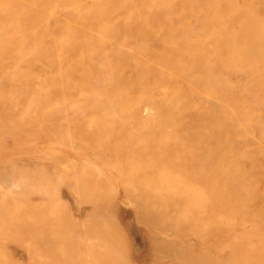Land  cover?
I'll return each mask as SVG.
<instances>
[{"label": "rangeland", "instance_id": "1", "mask_svg": "<svg viewBox=\"0 0 264 264\" xmlns=\"http://www.w3.org/2000/svg\"><path fill=\"white\" fill-rule=\"evenodd\" d=\"M217 262L264 264V0H0V264Z\"/></svg>", "mask_w": 264, "mask_h": 264}, {"label": "bare ground", "instance_id": "2", "mask_svg": "<svg viewBox=\"0 0 264 264\" xmlns=\"http://www.w3.org/2000/svg\"><path fill=\"white\" fill-rule=\"evenodd\" d=\"M41 167H42V166H41ZM41 167H40V169H41ZM36 168H37V167H36ZM40 169H38V170H40ZM42 169H43V168H42ZM41 171H42V170H41ZM41 171H40V172H41ZM40 172H39V173H40ZM42 172H43V171H42ZM41 174H42V173H41ZM41 174H40V175H41ZM45 177H46V175H45ZM68 184H69V183H68ZM28 186H29V185H28ZM68 187H69V186H68ZM130 187H131V186H130ZM30 188H31V187H30ZM132 188H133V187H132ZM27 189H28V188H27ZM39 189H41V188H39ZM33 190H34V189H33ZM47 190H48V189H47ZM52 190H53V188H52ZM141 190H142V189H141ZM26 191H27V190H26ZM72 191H73V190H72ZM44 192H47V191H44ZM55 192H56V191H55ZM130 192H131V191H130ZM73 193H74V192H73ZM41 194H43V192H42ZM74 194H75V193H74ZM78 194H80V193H78ZM100 194H101V193H100ZM130 194H132V193H130ZM48 195H49V196H52V194H51V195L48 194ZM76 195H77V194H76ZM94 195H95V194H94ZM96 195H97V194H96ZM96 195H95V196H96ZM132 195H133V194H132ZM134 195H135V194H134ZM136 195H137V194H136ZM140 195H141V194H140ZM140 195H139V196H140ZM148 195H150V194H148ZM40 196H42V195H40ZM43 196H44V195H43ZM77 196H78V195H77ZM100 196H101V195H99L98 198H100ZM103 196H105V195L103 194ZM106 197H107V196H106ZM153 197H154V196H153ZM103 198H105V197H103ZM107 199H108V198H107ZM141 199H142V198H141ZM102 200H103V199H102ZM104 200H106V198H105ZM144 200H145V199H144ZM79 201H80V200H79ZM85 201H87V200H85ZM88 201H89V200H88ZM145 201H146V200H145ZM157 201H158V200H156V202H157ZM80 202H81V201H80ZM89 202H90V201H89ZM95 203H96V202H95ZM52 204H54V203H52ZM76 204H77V203H76ZM163 204H167V203H163ZM163 204H162V205H163ZM169 204H170V203H169ZM92 205H93V204H92ZM130 205H131V204H130ZM147 205H149V204H147ZM157 205H158V204H157ZM144 206H145V205H144ZM144 206H142V207H144ZM155 206H156V205H155ZM163 206H165V205H163ZM45 207H46V206H45ZM45 207H44V208H45ZM90 207H91V206H90ZM156 207H157V206H156ZM173 207H174V206H173ZM175 207H176V206H175ZM103 208H104V206H103ZM164 208H165V207H164ZM92 209H93V208H91V210H92ZM97 209H98V208H97ZM158 209H159V208H158ZM161 209H163V208L161 207L160 210H161ZM172 209H173V208H172ZM103 210H104V209H103ZM99 211H100V210H99ZM148 211H149V209H148ZM155 211H156V210H155ZM95 212H96V211H95ZM100 212H101V211H100ZM142 212L145 213L144 210H143ZM168 212H170V211H168ZM102 213H103V212H102ZM91 214H92V212H91ZM155 214H156V213H155ZM155 214H154V215H155ZM92 215H94V214H92ZM101 215H102V214H101ZM103 215H104V214H103ZM103 215H102V216H103ZM158 215H159V214H158ZM169 215H170V213H169ZM30 216H31V215H30ZM88 216H89V215H88ZM88 216H87V218H88ZM102 216H101V217H102ZM155 216H156V215H155ZM28 217H29V216H28ZM94 217L96 218V216H94ZM87 218H86V220H87ZM158 218H160V217H158ZM172 218H174V217L172 216ZM88 219H89V218H88ZM91 219H92V217H91ZM163 219H164V218H163ZM212 219H213V218H212ZM212 219H211V220H212ZM103 220H104V219H103ZM156 220H157V219H155L154 221H156ZM158 221H159V220H158ZM188 222H189V221H188ZM158 223H159V222H158ZM162 223H163V222H162ZM171 224H172V223H171ZM171 224H169V225H171ZM83 225H84V224H83ZM88 225H89V224H88ZM167 225H168V224H167ZM193 225H194V224H193ZM195 225H196V224H195ZM89 226H90V225H89ZM110 226H112V225H110ZM174 226H175V225H174ZM181 226H182V225H181ZM112 227H113V226H112ZM163 227H164V226H163ZM182 227H184V226H182ZM159 228H160V227H159ZM159 228H158V229H159ZM168 228H170V227H168ZM165 229H167V227H166ZM162 230H163V229H162ZM162 230L159 231V232H162ZM169 230H170V229H169ZM109 232H111V231H109ZM171 232L173 233V231H171ZM222 232H223V231H222ZM215 233H217V232H215ZM223 233H224V232H223ZM166 234H167V233H166ZM168 234H169V233H168ZM219 235H220V233H219ZM84 236H85V235H84ZM217 236H218V235H217ZM217 236L215 235V237H217ZM219 237H220V236H219ZM219 237H218V238H219ZM167 240H168V239H167ZM196 240H197V239H196ZM89 241H90V240H89ZM88 243H89V242H88ZM172 243H173V241H172ZM197 243H198V241H197ZM174 244H176V243H174ZM117 245H118V244H117ZM208 247L211 248L210 246H208ZM208 247H207V248H208ZM177 249H179V248H177ZM180 252H181V251H180ZM232 252H233V251H232ZM115 253H116V252H115ZM120 253H121V252H120ZM173 254H174V253H173ZM177 254H178V253H177ZM193 254H194V256H196L195 253H193ZM162 255H163V254H162ZM122 256H123V255H122ZM90 258H91V257H90ZM120 258H121V257H120ZM203 258H204V257H203ZM212 259H213V257H212ZM97 260H98V259H97ZM208 260H209V259H208ZM208 260H207V261L205 260V261H206V262H209ZM213 260H214V259H213ZM101 262H102V261H101ZM123 262H124V260H123ZM219 262H220V261H219ZM97 263H98V262H97ZM216 264H219V263L217 262Z\"/></svg>", "mask_w": 264, "mask_h": 264}]
</instances>
